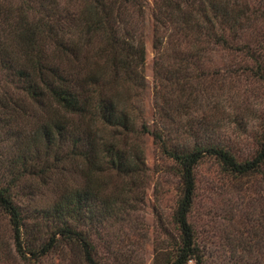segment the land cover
I'll use <instances>...</instances> for the list:
<instances>
[{"label":"rangeland","instance_id":"1","mask_svg":"<svg viewBox=\"0 0 264 264\" xmlns=\"http://www.w3.org/2000/svg\"><path fill=\"white\" fill-rule=\"evenodd\" d=\"M53 2L63 5L67 0H0V63L5 66H0V193L22 218L21 250L26 260L17 257L9 216L0 207V264H83L78 249L68 244L73 242L57 234L62 221L55 213L60 196L82 190L89 194L87 213L92 219L87 233L98 264H171L180 247L174 221L182 191L179 166L141 132L132 138L143 159L135 175L119 177L106 164L89 167L79 157L63 166L62 160L78 151L62 142L60 112L30 103L14 88L9 68L15 66L20 45L14 24L18 18L24 24L29 7ZM147 3L140 28L145 46L143 88L126 82L118 87L127 109L137 112L136 125L151 128L156 108L166 98L172 143L218 145L236 161L251 159L263 139L264 84L243 72V55L217 49L199 56L200 65L189 67L182 63L193 62L194 51L178 56L167 52L160 74L169 82L158 85L152 1ZM262 33L259 25L252 28L253 43L264 48ZM99 134L109 135L106 130ZM101 148L97 158L104 156ZM193 176L188 222L196 251L187 264H264V168L255 176H235L205 158ZM70 226L75 232L87 230L77 221ZM51 238L57 239L56 246L45 257L32 259L30 254Z\"/></svg>","mask_w":264,"mask_h":264},{"label":"trees","instance_id":"2","mask_svg":"<svg viewBox=\"0 0 264 264\" xmlns=\"http://www.w3.org/2000/svg\"><path fill=\"white\" fill-rule=\"evenodd\" d=\"M151 1L152 47L157 57L154 75L158 85L169 82L160 74L167 52L178 56L194 51V61L182 63L189 67L200 65L199 56L217 49L243 55L246 59L243 72L264 84V48L252 41L253 27L259 25L264 30V0ZM148 8L147 0H67L63 5L53 2L29 7L24 24L18 18L13 27L20 45L14 58L15 66L9 68V72L18 94L30 103L51 106L60 112L64 120V125L58 129L62 142L78 151L69 159H63V166L79 157L89 167L102 162L119 177L135 175L143 159L142 151L132 138L135 140L140 132L150 135L161 153L179 166L182 191L174 221L180 247L171 264H187L196 251L188 222L195 190L194 168L201 160L210 158L235 176L259 174L264 168V128L255 155L249 160L236 161L218 145L172 143L166 98H162L156 108L157 118L151 128L136 125L137 112L127 109L118 87L126 82L131 88H143L145 46L140 28ZM88 55L93 57L92 62ZM0 66L5 67L3 62ZM159 98L156 93V99ZM12 114L13 110L9 116ZM102 130L109 135L102 137L99 134ZM46 143H52L49 132ZM98 146L102 147L104 156L97 158L100 148L93 150ZM128 147L132 148L130 155ZM97 165L99 169L101 164ZM88 200L87 190L60 196L55 205L56 216L62 221L57 234L73 242L68 244L78 249L83 264H98L87 233L92 219L87 213ZM0 207L9 216L15 252L24 263L22 218L1 193ZM73 221L87 230L75 232L70 226ZM56 244L57 239L51 238L39 251L30 254L32 259L45 257Z\"/></svg>","mask_w":264,"mask_h":264}]
</instances>
